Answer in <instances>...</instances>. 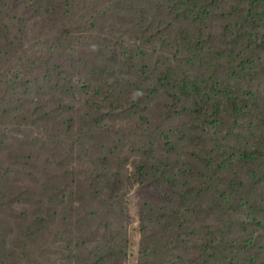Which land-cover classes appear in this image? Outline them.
Wrapping results in <instances>:
<instances>
[{
	"label": "rangeland",
	"instance_id": "obj_1",
	"mask_svg": "<svg viewBox=\"0 0 264 264\" xmlns=\"http://www.w3.org/2000/svg\"><path fill=\"white\" fill-rule=\"evenodd\" d=\"M225 1L233 3V0ZM121 2L129 3V0H116L115 3L102 0L100 9L123 15L117 7ZM232 3L224 2L220 8L229 11ZM79 4L80 0L73 1L74 6ZM140 5L136 13L123 23H108L100 18L99 23L92 27L101 33V39L109 45L105 57L111 55L109 41L117 44L113 52L116 56L106 60L105 64L119 76V82L113 88V98L108 101L95 98L94 101L100 102L87 110L84 109V105H87L84 96L77 91L72 92L68 95L71 97L68 104L59 103L60 107L65 104L66 107L53 113L51 119L41 125L38 122L39 96L43 94L39 90L40 84L33 82L28 90H22L20 95L3 103L5 111L9 113L6 116L10 125L6 131V151L0 154V202H3L0 203V264H70L69 256L75 257L76 254H80L79 258L84 260L102 255L101 245L120 257L112 262L114 264H204L211 256L215 258L212 260L214 264H233L234 249L238 252L242 248L235 246L233 249L227 243L229 240L223 241L221 227L225 228L224 232L233 227L234 236L241 242L244 240V228H248L247 233L254 231L253 238L257 237V232L262 233L256 226L255 216H240L241 209L227 211V216H222L221 209H214L210 216H206L208 210L205 206L199 207L200 203H211L208 194L214 181L211 171L214 164L204 166L202 156L189 141L192 119L195 118L192 113L194 102L193 99L180 100L173 104L169 97L173 92L167 90L171 84H161L154 68L159 62L157 56L170 53V40L176 29L165 32L164 28H160L163 26L161 15L145 4ZM74 9L68 6L67 14L49 12V17L41 23L39 17L32 14L27 19L32 20L34 28L32 35L26 37L27 41L55 40L62 36L67 30L63 26V19ZM100 9L98 4L97 15ZM106 18L111 19L112 16ZM143 21L146 22L144 25ZM110 27L112 30L109 34ZM88 45L73 44L84 57L89 54ZM239 45L240 42L236 41L233 48ZM181 48L171 51L175 54L172 64H176L177 50ZM208 51V48L204 50ZM211 51L212 56H207L194 67L173 65L177 68L178 77L185 74L191 75L190 78L202 75L208 62L221 58L215 53L217 50ZM228 55L229 51L226 50L223 57ZM186 59L189 57L180 56L178 62ZM73 60L68 56L59 58L53 62L50 70L51 67L54 71L58 69L69 80L78 77L77 82L87 83L85 75L91 79L94 72L81 64H74ZM21 61L16 59L12 62L15 65ZM8 62L0 61V87L18 80L16 68L6 71ZM144 62L153 69L146 67ZM241 70L243 74L249 71L243 70V67ZM255 71L258 81L251 85H260V89H264L262 71L256 67L251 73ZM57 82L56 75L50 74L46 90L54 92ZM159 85L165 88L162 86L152 92ZM248 87L242 83L238 90L245 91ZM133 100L137 101L133 103ZM222 102L227 105L229 100L223 99ZM41 130L46 131L43 138L40 137ZM206 131L204 136L211 139L210 146H215L219 128L209 125ZM36 140L40 142L35 145ZM45 155H49L50 160L43 164ZM141 161L148 163L143 173L139 170ZM15 162L20 164L14 165ZM155 168H158L156 179L152 177ZM187 173H191L188 178L192 182L191 187L204 185L205 197L188 196L189 191L185 193L188 188L186 182L175 185L177 179L183 182L182 175ZM228 175L234 183L232 188L237 192L244 191L235 180V177L237 181L242 177L236 162L231 165ZM242 180L246 183L245 179ZM254 191L252 188L245 193L252 199L257 193ZM82 194H85L86 203H82ZM258 197L262 198V191ZM179 200L186 209L187 203L191 202L195 211H201L198 221L188 218L180 236L171 227L160 231L156 224L158 212L154 208L167 203L169 209ZM75 203L85 207L80 211L89 216V224L71 233L67 218L73 214L70 205ZM249 203H253V200ZM204 217H207V222L202 223ZM46 219H49V223L42 227L47 224ZM237 222L245 224L241 227ZM206 224L210 226L209 229ZM50 231L67 238L74 237L78 241L57 243L58 248L54 249L53 238L48 236L46 239L51 244L47 248L43 232ZM87 231H96L95 237H87ZM205 243L212 246V250L203 254ZM89 245L90 248L91 245L95 246L90 250ZM83 246H87V250H83ZM221 249L224 250L223 254ZM261 250L262 237L259 235L255 249L242 251L254 256L255 252ZM261 262L258 259L255 264Z\"/></svg>",
	"mask_w": 264,
	"mask_h": 264
},
{
	"label": "trees",
	"instance_id": "obj_2",
	"mask_svg": "<svg viewBox=\"0 0 264 264\" xmlns=\"http://www.w3.org/2000/svg\"><path fill=\"white\" fill-rule=\"evenodd\" d=\"M73 1L0 0V61L5 63L9 60L6 71L16 68L15 75L18 76L16 82L5 83L0 87V154L1 151H6V131L10 125L6 116L9 113L5 111L3 103L20 95L22 90H28L33 82L37 85L40 84L39 90L41 93L43 91L42 96H39L38 122L40 125L50 120L53 113L66 107L71 98L68 95H71L72 92L77 91L84 96L87 104L84 105V109L88 108L87 110H90V107L100 100L108 101L114 97L113 88L119 82V76L112 72L113 68L111 69L105 64L106 60L116 56L113 52L117 44L109 41L111 55L105 57V50L109 49V45L105 43L106 40L101 39V33L96 32L92 27L99 23L100 18L108 23L110 21L123 23L127 17H132L136 13L138 5L145 4L161 15L163 26L160 28H164L165 32L169 30L173 32L176 29L175 35L170 40L172 43L170 50L175 51L183 47L177 50L179 53L176 64L171 62L174 60L175 54H172L168 49L167 51L170 53L164 52L165 56L156 57L159 62L154 68L161 84L165 82L171 84L167 90L173 92L169 95L173 104L180 100L193 99L194 102L192 113L195 114V118L192 119L189 141L194 144L195 150L202 156L204 166L209 163L214 164L211 169L214 181L208 194L211 203H200L199 207L205 206L208 210L206 216H210L214 209H221L222 216H227V211L239 209H241L240 216L244 215L249 218L254 215L258 230H262V233L257 232V237H251L254 231L247 233L248 228H244L242 229L244 240L241 242L234 236L233 227L227 228L225 232V228L221 227V232H223L221 237L223 241L229 240L227 243L231 244L233 249L235 246H239L242 250L252 251L256 248L260 235L262 250L255 252L254 256H250L242 250L237 252L234 249L233 264H239V262L255 264L258 259L262 260L261 263L264 264V89H260V85L257 87L251 85L252 82L258 81L256 79L257 71L251 73L256 67L261 69L264 77V0H233V3L225 0H129V3L121 2L117 6L121 13H124L123 15L120 13L114 15L109 10L100 9L102 0H99V3L98 0H80L79 6H74ZM112 2L115 3L116 0H112ZM224 2L232 3L231 10L220 8ZM98 4L100 13L97 15ZM68 6L76 9L63 19V26L67 30L62 36L55 40L35 41V39H29V42L27 41L26 37L32 35L31 30L34 28L31 25L32 20L27 19L28 17L35 13L41 23L49 17L47 15L49 12L67 14ZM106 16H112V18L108 19ZM144 16L145 12L143 18ZM145 23L143 21V25ZM111 30L110 27L109 34ZM91 40L92 44H90ZM236 41H239L240 45L233 48ZM74 43H88L89 54L84 57L80 54V50L73 46ZM211 43L214 44L210 45ZM206 48L209 49L208 52H204ZM212 49L217 50L215 53L221 58H215L212 59L213 62H208L202 75L190 78L191 75L185 74L183 77H178L177 68L173 65L194 67L195 64L203 62L207 56H212ZM226 50L229 51V55L223 57ZM67 56L74 59L72 61L74 64H81L89 71L94 72L91 79L85 75L88 79L87 83L77 82L78 77L69 80L58 69L54 71L51 67L50 70L54 61ZM180 56H187L189 59L178 62ZM16 59L22 61L13 65L12 61H16ZM137 59L139 60V58ZM144 63L147 64L146 67L153 69L147 62ZM159 63L161 67L157 68ZM242 67L243 70H249L247 74L242 73ZM71 69L76 70L75 68ZM53 73L58 79L54 92L50 89L46 90V81ZM242 83H245L247 87L249 84L245 91L238 90ZM162 86L165 88L164 85L155 86L152 92ZM26 90L24 92H27ZM204 91L208 93H203ZM95 98L100 100L94 101ZM223 99H228L229 103L224 105ZM170 100L169 102L172 103ZM136 101L133 100V103ZM59 103L66 104L60 107ZM47 108H49L48 111L45 110ZM85 115L89 117L88 113ZM16 125L18 126V124ZM209 125L219 128V138L215 137V146H210L211 139L204 136ZM42 128L46 127L42 126ZM43 135H46V131L41 130L40 137L43 138ZM38 142L40 140L34 141V144L36 145ZM25 160L26 163L27 159ZM48 160H50L49 155H45L43 164ZM234 162L239 166L242 174L239 181L235 177L236 182H239L238 185L244 190L241 192L232 188L234 183L228 175ZM17 163L20 164V162H15L14 165ZM146 166H148L147 162H140V173H143ZM157 169H153L152 177L155 179L158 178ZM237 173L238 171L235 174ZM190 174L182 175L183 182L177 179L175 185L186 182L188 188L185 193L189 191L188 196L205 197L203 184L191 187L192 182L188 180ZM242 179H245L246 183ZM248 184L250 185L244 187ZM252 188L257 193H254L255 197L250 199V195L245 192ZM261 191L262 198L258 197ZM64 195H62V199H64ZM81 199L82 203H86L85 194H82ZM252 200L253 203H249ZM260 200L262 202H256ZM176 203L169 209L170 205L167 203L158 204L162 206L155 207L154 210L158 212L156 224L160 231L171 227L180 236L184 232L182 229L188 218L198 221L201 211H195L191 202L187 203V209L181 200ZM70 206V211L73 214L67 218L69 222L67 227L73 233L89 224V216L80 211L85 209L82 204L75 203ZM48 208L51 209V207ZM206 218L204 217L202 223L207 222ZM46 220L47 224L42 227L48 225L49 219ZM237 223L241 227L245 224V222ZM206 228L209 229L210 226L206 224ZM37 229L40 228L37 227ZM95 235L96 231H87V237L94 238ZM48 236L53 238L54 249L58 248L57 243L70 244L78 241L74 237L60 236L56 231L43 232L44 244L47 248L51 244L46 239ZM148 238L152 243L150 234ZM94 246L91 245L90 248L89 245L90 250ZM202 248L204 249L203 254L212 250V246H208L207 243ZM82 249L87 250V246H83ZM101 251L102 255L92 256L87 260L80 259V254H76L75 257L69 256L70 264H114L112 262L120 258L116 253L105 249L103 245H101ZM223 251V249L220 250L222 254ZM212 260L215 258L211 256L204 264H214Z\"/></svg>",
	"mask_w": 264,
	"mask_h": 264
}]
</instances>
